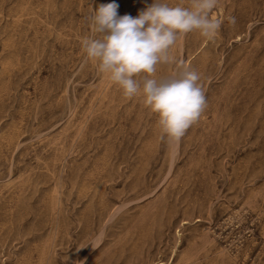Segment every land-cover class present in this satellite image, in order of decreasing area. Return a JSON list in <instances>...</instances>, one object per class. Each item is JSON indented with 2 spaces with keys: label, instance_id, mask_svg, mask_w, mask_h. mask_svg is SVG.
Listing matches in <instances>:
<instances>
[{
  "label": "rangeland",
  "instance_id": "1",
  "mask_svg": "<svg viewBox=\"0 0 264 264\" xmlns=\"http://www.w3.org/2000/svg\"><path fill=\"white\" fill-rule=\"evenodd\" d=\"M153 2L0 0V264H264V0L172 48L207 105L179 141L81 46L99 5Z\"/></svg>",
  "mask_w": 264,
  "mask_h": 264
},
{
  "label": "clouds",
  "instance_id": "2",
  "mask_svg": "<svg viewBox=\"0 0 264 264\" xmlns=\"http://www.w3.org/2000/svg\"><path fill=\"white\" fill-rule=\"evenodd\" d=\"M218 4L219 0H191L188 6L154 0L136 18L119 16L116 3L101 4L90 17L93 35L81 42L86 57L126 98H142L170 140L179 141L207 106L199 73L177 61L172 48L192 32L214 39L222 23L212 15ZM161 64L178 67L158 78Z\"/></svg>",
  "mask_w": 264,
  "mask_h": 264
}]
</instances>
